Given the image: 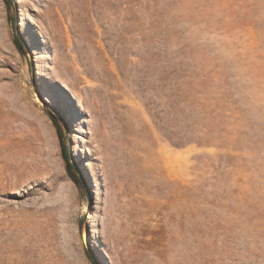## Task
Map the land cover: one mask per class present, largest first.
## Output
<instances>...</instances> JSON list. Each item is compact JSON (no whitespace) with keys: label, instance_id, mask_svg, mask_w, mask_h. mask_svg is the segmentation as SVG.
I'll return each mask as SVG.
<instances>
[{"label":"rangeland","instance_id":"rangeland-1","mask_svg":"<svg viewBox=\"0 0 264 264\" xmlns=\"http://www.w3.org/2000/svg\"><path fill=\"white\" fill-rule=\"evenodd\" d=\"M12 5L0 264H264V0Z\"/></svg>","mask_w":264,"mask_h":264},{"label":"trees","instance_id":"trees-1","mask_svg":"<svg viewBox=\"0 0 264 264\" xmlns=\"http://www.w3.org/2000/svg\"><path fill=\"white\" fill-rule=\"evenodd\" d=\"M7 4H8L9 8L13 7L12 0H7ZM9 20H10V23H11L12 28L14 30V33H15L14 41H15L17 47L22 50L23 44H22L21 38L19 37V35L17 33V26H16L15 19L13 17H11ZM52 120H53L54 125L57 129L58 137L60 140V146H61V155H62V158L65 162L66 168H67L70 176L72 177V179L76 183H82V176L79 173V168L77 167L75 161L72 160L70 148L65 141L66 130L65 131L63 130L62 125L60 124V122L56 116L52 115Z\"/></svg>","mask_w":264,"mask_h":264}]
</instances>
